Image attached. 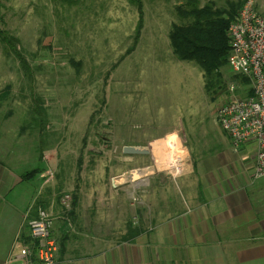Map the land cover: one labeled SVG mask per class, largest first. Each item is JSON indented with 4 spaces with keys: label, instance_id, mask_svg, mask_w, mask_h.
<instances>
[{
    "label": "rangeland",
    "instance_id": "obj_1",
    "mask_svg": "<svg viewBox=\"0 0 264 264\" xmlns=\"http://www.w3.org/2000/svg\"><path fill=\"white\" fill-rule=\"evenodd\" d=\"M253 1L264 15V0ZM183 2L143 0L144 27L128 53L138 19L129 0H0V28L19 39L28 64L0 39V94L8 92L0 97V139L14 143L17 134L56 149V173L71 187L88 184L80 182L82 169L88 181L109 183L141 160L140 168L162 166L168 158L145 161L156 146L169 161L178 158L174 173L214 149L227 136L217 118L226 96L209 93L203 69L173 54L169 33ZM223 74L235 81L231 68ZM165 127L176 130L177 148L151 140H163ZM125 146L147 152L130 154V163L116 159Z\"/></svg>",
    "mask_w": 264,
    "mask_h": 264
},
{
    "label": "crops",
    "instance_id": "obj_2",
    "mask_svg": "<svg viewBox=\"0 0 264 264\" xmlns=\"http://www.w3.org/2000/svg\"><path fill=\"white\" fill-rule=\"evenodd\" d=\"M15 136L0 139V264H44L30 229L39 208L55 215L53 264H264V178L254 177L253 143L236 147L227 135L175 173L157 152L145 161L166 164L140 168L141 160L109 183L88 181L82 169L88 184L71 187L56 173V149ZM65 192L78 196L71 225L60 203ZM24 248L32 254L21 255Z\"/></svg>",
    "mask_w": 264,
    "mask_h": 264
},
{
    "label": "built area",
    "instance_id": "obj_3",
    "mask_svg": "<svg viewBox=\"0 0 264 264\" xmlns=\"http://www.w3.org/2000/svg\"><path fill=\"white\" fill-rule=\"evenodd\" d=\"M230 54L228 65L233 74L246 78L228 83L225 99L217 109L220 126L238 147L250 142L255 145L254 177L264 178V15L253 0H246L228 28ZM46 176L53 183L54 168L48 167ZM73 194L65 192L60 203L64 219L72 224ZM55 215L39 208L37 216L30 220L31 235L37 241V254L44 264H53L58 242L51 234ZM24 248L21 255H31Z\"/></svg>",
    "mask_w": 264,
    "mask_h": 264
},
{
    "label": "trees",
    "instance_id": "obj_4",
    "mask_svg": "<svg viewBox=\"0 0 264 264\" xmlns=\"http://www.w3.org/2000/svg\"><path fill=\"white\" fill-rule=\"evenodd\" d=\"M65 1L70 3L78 2V0ZM129 1L136 7L138 13L133 44L127 51L132 53L140 40L144 27V4L143 0ZM245 1L227 0L225 6L219 7L213 0H209L203 5H200L199 0H185V2L175 7L181 21L174 23L169 33L173 54L179 60L194 62L203 69L206 77L205 87L209 93H217L221 89L225 91L228 84L223 74L224 68L230 69L228 57L231 40L228 28ZM0 39L6 46H9L15 52L17 51L16 57L24 67L28 68L26 59L17 49L19 39L1 28ZM231 76L234 77L235 81H248L246 78L236 74ZM6 96H8L6 91L0 94L2 98ZM36 113H40V110ZM37 117L39 120L41 116ZM35 174L36 170H31L24 173L22 177L23 179H29ZM77 197V194H73V205L77 203ZM35 243L37 244V241Z\"/></svg>",
    "mask_w": 264,
    "mask_h": 264
},
{
    "label": "bare ground",
    "instance_id": "obj_5",
    "mask_svg": "<svg viewBox=\"0 0 264 264\" xmlns=\"http://www.w3.org/2000/svg\"><path fill=\"white\" fill-rule=\"evenodd\" d=\"M153 136V135H152ZM151 136V140L152 141H157V142H163L164 143V145H167V144H172L174 147H176L177 148V145L179 144V141H178V139L176 138V130L175 129H172V130H168V131H166L165 133H164V135H163V140H161V138H159V140L157 139L156 140V138H155V136H153L152 137ZM159 144V143H158ZM156 148H157V154L159 155V156H161L162 158H164V157H166V154L165 153H163V151H162V149H159L160 148V146H156ZM177 150V149H176ZM177 163H178V158H173V159H171V165L172 166H175V164L177 165Z\"/></svg>",
    "mask_w": 264,
    "mask_h": 264
},
{
    "label": "water",
    "instance_id": "obj_6",
    "mask_svg": "<svg viewBox=\"0 0 264 264\" xmlns=\"http://www.w3.org/2000/svg\"><path fill=\"white\" fill-rule=\"evenodd\" d=\"M124 152L128 154H141L143 152H147V150H142L140 148H137L135 146H125L124 147Z\"/></svg>",
    "mask_w": 264,
    "mask_h": 264
}]
</instances>
